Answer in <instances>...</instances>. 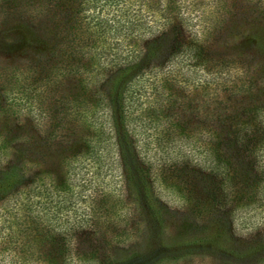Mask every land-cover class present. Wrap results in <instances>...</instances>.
<instances>
[{"label": "trees", "instance_id": "obj_1", "mask_svg": "<svg viewBox=\"0 0 264 264\" xmlns=\"http://www.w3.org/2000/svg\"><path fill=\"white\" fill-rule=\"evenodd\" d=\"M97 1L84 0L82 9H90L85 15L73 9L72 0H47L43 10L9 16L42 27L49 46L47 56L0 65L1 264H69L95 252L116 232L125 194L137 218L151 225L158 215L157 177L162 184L180 182L184 190L199 184L204 213L215 223H223L221 208L233 199L254 206L262 198L257 192L264 191V9L253 0L234 3L247 7L235 11L228 26L212 24L216 40L209 43L215 48L208 51L211 46L203 48L195 36L185 40L187 17L173 16L158 0H101L98 7L113 9L109 17L100 16L99 8L94 14ZM144 3L155 6L143 11ZM215 11L222 16L216 22L225 21L222 7ZM240 38L250 41L247 48L225 53ZM47 59L52 64L46 71L41 64ZM204 67L218 77H205L204 71L196 77ZM69 79L88 93V101L75 98L71 105L83 123L41 127L29 141L43 155L62 148L66 175L58 181L27 171L9 147L25 141L16 126L31 111L32 88L39 95L67 86ZM167 81L179 90L163 85ZM191 91L204 98L187 97ZM70 109L65 105L63 114ZM199 117L201 123H194ZM177 140L204 153V167L183 157ZM72 143L78 146L68 157ZM215 236L208 232L204 241Z\"/></svg>", "mask_w": 264, "mask_h": 264}, {"label": "rangeland", "instance_id": "obj_2", "mask_svg": "<svg viewBox=\"0 0 264 264\" xmlns=\"http://www.w3.org/2000/svg\"><path fill=\"white\" fill-rule=\"evenodd\" d=\"M46 1L0 0V65L19 61L25 56L29 58L35 55L47 56L49 45L45 43L47 36L44 33L46 31L42 27L22 25L9 18L11 14L19 10H43ZM237 1L241 0H158L160 7L166 6L173 16L187 17L185 20L188 24L183 23L184 35L187 36L185 40L195 36L196 42L201 43L203 48L204 43L211 46L208 51L215 48L214 44L209 43L216 40L214 36L216 32L210 30L212 24L218 23L216 24L218 26L221 23L223 26H228L233 17L242 13L241 11L247 7V5L242 6V9L238 4L234 5ZM253 1H256L257 9H264V0ZM72 2L73 9L79 10V13L85 15L90 11V9H82L88 4L84 0H72ZM100 2L101 0L96 3L94 14L99 8L100 16L109 17L113 9L107 4L98 7L97 4ZM218 6H221L226 13L225 21L216 22L222 19V16L215 11ZM152 7L147 8L144 3L143 11L152 10ZM63 8L59 6L55 9L62 12ZM236 41L235 46L224 49L225 53L235 52L241 47L247 48L250 43L241 38ZM223 48L218 45L216 50L223 52ZM51 64L50 59H47L41 67L47 71ZM55 64L59 65L57 62ZM168 66L169 64H166L164 67ZM211 69L209 67L199 68L196 77L203 71L205 77L216 76L213 72L209 73ZM180 71L182 69L176 70V77L180 76ZM31 75L29 79L34 77V73ZM166 83L163 85L176 87L179 90L175 84ZM66 84L67 86L54 85L49 91H43L39 95H37L38 89L32 88L31 113L24 116L18 122L21 124L16 126L18 137L21 133L25 141L21 142L20 139L14 143L13 147H9L10 154L24 163L27 171L53 175L58 181L63 180L66 175V157L59 156L62 148H50L43 155L39 145H32L30 142L32 139L36 140L41 127L52 128L57 123H83L75 117L71 105L75 102V98L88 101V93H82L83 89L79 88V82L69 79ZM62 88L67 90L68 103H65V99L60 95ZM193 94H197V98H204L201 91H191L187 97ZM1 98L0 94V103H2ZM65 105L71 109L68 114L64 115ZM2 120L0 119V123ZM12 121L10 123H15V119ZM198 122L201 123V117L194 121V123ZM198 140L204 141L202 136ZM177 143L180 145L178 151L183 157L191 160V163L197 161L204 167V153L194 151V149L188 150L189 142L185 143L184 140H177ZM74 145L72 143L66 146V150L68 149V153H64L66 156L69 157L73 151H76L78 143L76 147ZM150 164L154 165L153 159L150 160ZM159 180L160 178L157 177L154 181L158 184L157 190L154 191L158 195L155 203L158 215L151 222L152 224L150 223L151 225L137 218L133 204L129 202L125 194L123 196L126 201L125 205L121 207L119 220L117 219L115 223L116 232L110 234L106 244H98L99 240L91 238L92 243L98 244L97 250L92 251L91 254L84 253L79 258H72L69 264H264V191L263 193L257 192V196H262L258 205L253 206L250 202L245 205L242 200L233 199L221 208L222 211H226L223 214V223H215L208 213H204V193L199 184L189 190H184L180 182L169 185L168 182L162 184L164 182L160 183ZM260 189L262 190L261 187ZM228 211H231L230 214ZM1 219L0 215V222ZM208 232L217 233V236L213 237V240L204 241V234ZM86 243L88 241L83 242L85 249H87Z\"/></svg>", "mask_w": 264, "mask_h": 264}]
</instances>
